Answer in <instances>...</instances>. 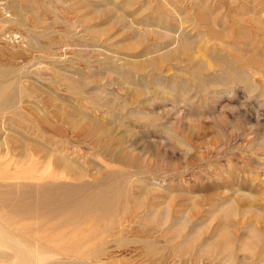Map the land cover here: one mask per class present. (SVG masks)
Wrapping results in <instances>:
<instances>
[{"label":"rangeland","instance_id":"374dc122","mask_svg":"<svg viewBox=\"0 0 264 264\" xmlns=\"http://www.w3.org/2000/svg\"><path fill=\"white\" fill-rule=\"evenodd\" d=\"M0 264H264V0H0Z\"/></svg>","mask_w":264,"mask_h":264}]
</instances>
